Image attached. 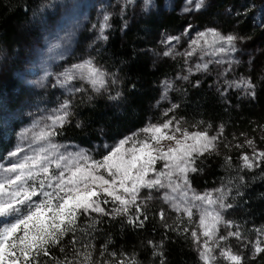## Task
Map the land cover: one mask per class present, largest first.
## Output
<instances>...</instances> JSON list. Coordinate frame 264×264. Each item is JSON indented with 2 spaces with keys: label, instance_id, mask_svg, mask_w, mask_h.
<instances>
[{
  "label": "trees",
  "instance_id": "obj_1",
  "mask_svg": "<svg viewBox=\"0 0 264 264\" xmlns=\"http://www.w3.org/2000/svg\"><path fill=\"white\" fill-rule=\"evenodd\" d=\"M45 1L0 0V48L17 45L20 28ZM234 2L206 0L195 13L160 8L149 14L114 16L105 33L107 39L87 49L88 60L106 76L105 89H83L68 97L66 123L55 128L51 137L58 143L90 149L166 119L173 125L179 121L180 127L189 132L206 131L209 137L218 135L222 125L223 134L215 141V150L196 160L198 171L190 172L188 179L194 189L213 192L218 198L223 195V202L232 205L224 208L223 219L231 222L229 231H239L240 237L228 236L223 243L226 248L242 255L241 264H264V252L255 254L257 241L264 248V158L254 161L259 166L251 169L242 167L241 159L245 154L252 158L254 150L264 152V19L256 26L249 18L233 16L234 10H227ZM190 25L238 37L236 50L231 53L234 61L228 65L229 84L219 87L211 76L191 75L169 93L175 107L165 116L157 108L162 82L179 76L184 64L177 56L151 57L150 50L160 33L176 34ZM242 81L254 87L248 88ZM11 129L0 125V157L13 141L12 134L8 136ZM247 140H252L254 147ZM218 188L224 193H217ZM99 203L106 212H111L114 205L101 199ZM138 205L143 213L140 219L148 217L142 227L138 222H127L129 217L140 215L134 206L129 207L127 215H79L74 230L67 231L60 244L44 246L48 256L32 254L29 264L34 260L39 264H116L122 259L125 264L133 259L136 264H160L162 259L164 264H204L195 251L191 236L194 229L186 221L156 202ZM160 251L163 256L154 255ZM89 252L91 261L86 262L84 256ZM210 264L232 263L218 258Z\"/></svg>",
  "mask_w": 264,
  "mask_h": 264
},
{
  "label": "rangeland",
  "instance_id": "obj_2",
  "mask_svg": "<svg viewBox=\"0 0 264 264\" xmlns=\"http://www.w3.org/2000/svg\"><path fill=\"white\" fill-rule=\"evenodd\" d=\"M205 2L206 0H204ZM196 3L197 0H131V2L129 0H46L34 10L29 22L21 27L20 32L17 33V45L12 49L0 48V125L1 127L13 128L8 134V136L12 134L11 139L13 140L9 151L0 157V182L5 177L11 178L16 175V173H6L3 169L9 168L11 164L18 161L23 162L25 156H36L39 154L40 157H48L50 172L58 174L60 171H64V179L67 180L71 176L72 171H75L77 162L85 168L90 167L93 161L103 162V158L119 146L121 141L127 140L128 142L117 153L116 158L120 156L125 159L130 158L132 152L127 151V149H131L133 142L139 140H147L152 144L153 148L164 152L170 147L175 148L177 146L175 140L160 139L159 143H157L151 139L154 133L142 131L153 124L161 125L168 119L160 123L150 122L139 131L130 133L110 143L102 142L90 149L78 146L75 143H58L51 136L46 140H38L37 135L41 132H51L60 126L59 124L53 125L52 121L57 115H63L62 105L67 103L68 97L77 95L83 89L95 92L105 89L107 85L105 74L103 77L105 84L103 87L97 85L96 87L99 88L97 91L86 78V71L78 72L74 69L75 65L91 61L87 58V49L104 41L101 38L100 29L105 24V15L109 19L107 21L108 26L104 28L103 36L108 30L111 19L116 15L122 18L128 14L137 16L138 14L156 12L160 8L167 12L176 11L179 14L195 13L198 11L195 7ZM234 3L227 10L228 12L234 10L233 16L249 18L252 20V24L256 26L262 23L264 19V0H235ZM186 8L188 9L187 11L185 10ZM208 29L214 28L205 27L200 29L198 25H190L176 34L160 33L156 42L153 43L155 46L150 50L151 57L157 59L177 56L183 60L184 64V71L179 76L162 82L157 108L165 116L174 108V103L171 101L169 93L177 84L180 85L187 80L184 77L188 78L191 75L211 76L214 78L216 86L226 87L229 84L230 67L228 65L234 61L231 54L233 52L228 54L216 53L215 50L221 45L213 42V37L210 33L205 38H199L198 34L206 32ZM217 31L225 35L220 30ZM81 37L82 40L80 41ZM173 37L178 39H170ZM193 40H198V45L192 44ZM166 52L169 55H165ZM188 53L192 54L188 55ZM204 64L208 65L207 69L200 68L198 70L197 66ZM66 73H74L76 78L67 84H62L61 82L64 80V74ZM76 89H79V91H76ZM174 126L171 131H164L172 134L175 131ZM176 137L177 139H182L181 133H176ZM187 143L191 144L193 141L188 140ZM18 147L22 151L16 157L10 156L9 153L16 151ZM136 147H139L138 143ZM40 149H45V151L38 152ZM160 154L161 152L159 151L153 152L155 157ZM61 155L69 157V160L59 161L61 168H57V157ZM81 157H86L87 159H81ZM165 163H170V161L157 159L153 165L156 171H150L146 179L154 178L161 170L168 172L169 169L163 168ZM65 164L69 166L65 167ZM24 171L26 177L29 171L36 177L35 180H28V184L38 186L39 182L43 181L46 185V191H55L54 188L47 187L49 183L48 177L40 173L38 166L33 167L31 161H28V168ZM94 172L97 175H103L105 179H111L103 168H96ZM161 179L165 184L169 183L167 177H161ZM173 181L177 184L182 183L175 175L173 176ZM52 183L55 184V180ZM126 186L131 187V182H127ZM7 187L9 193L15 190V186ZM116 187L117 195L130 198L128 194L124 193L123 189L119 188V180H117ZM96 191L98 196L92 197L93 200L99 202V199L103 201L107 199L109 202H113L112 197L107 196L99 187H96ZM185 191H187L186 196L184 195ZM193 193L197 195L211 193L213 198H218L213 192L199 191L193 187L190 190L180 188L175 192L169 188H160L158 190L141 189L136 204L156 202L167 211L179 216L182 221H186V224L197 232L201 242H203L208 240V237L202 236V232L205 229L199 225L202 212L205 210L219 211L223 218L225 212L224 208H220L218 204L209 206L202 201L193 200ZM165 194L172 197V199L166 202ZM4 198L6 199L7 196ZM37 199V197H33V200ZM39 199H43V197ZM173 204H178L179 210H175L172 207ZM100 206L102 207L101 204ZM118 206L119 202H115L112 209ZM186 208H191V217L185 212ZM89 213L95 212L89 211ZM48 215H51V213ZM211 223V219L208 218L206 225H211ZM216 229L215 237L209 241V247L213 250L212 254L217 256V259L232 263L219 256L221 248L227 249L225 244H223L225 240L219 242L220 248L216 247V241L220 236L228 237L230 226L223 219L222 222L216 225ZM18 235H22V231ZM194 246L198 254L196 245L194 244ZM6 259L10 260L7 257ZM212 262L210 261V263ZM21 264H24L22 258ZM27 264H29V261Z\"/></svg>",
  "mask_w": 264,
  "mask_h": 264
},
{
  "label": "snow or ice",
  "instance_id": "obj_3",
  "mask_svg": "<svg viewBox=\"0 0 264 264\" xmlns=\"http://www.w3.org/2000/svg\"><path fill=\"white\" fill-rule=\"evenodd\" d=\"M131 2V0H129ZM204 6V0H197L195 5L196 9L199 10ZM188 10L187 8L185 9ZM109 17L105 15V24L101 26V38L107 39L103 36L104 28L107 27V21ZM213 37L214 43H219L221 46L215 50L216 53L228 54L234 52L235 42L238 39L237 36L229 34L222 35L215 29H208L206 32H201L198 34L199 38H205L208 34ZM178 39V38H170ZM198 40H193L192 44L198 45ZM207 43V41H206ZM192 53H188L191 55ZM165 55H169L168 52ZM219 63V61H217ZM207 64L202 66L198 65V70L203 68L207 69ZM74 69L78 72H87L86 78L89 80L91 85L98 91L99 87H103L105 84L104 73L95 67L91 61H87L81 65H75ZM74 73L64 74V80L62 84H67L71 80L75 79ZM187 79V77H184ZM248 88H253L250 82H241ZM239 87L240 85H236ZM79 91V89H76ZM254 95V93H251ZM119 96V93H117ZM112 99H115L113 97ZM175 107V106H174ZM68 104L62 105L63 115H57L52 123L53 125L59 124L63 126L66 123V118L68 116L67 112ZM175 131L172 134L164 130H169L173 128V121L168 120L161 125H150L144 128L142 131L145 133H154L151 136L152 140L159 143L160 139L175 140L176 147L168 148L166 152L153 148L147 140H139L133 142L131 149L127 151L132 152L130 158L125 159L123 156L117 157V153L121 151L124 144L128 141H121L120 145L113 149L108 156L103 158V162L93 161L90 167L80 166L77 162L75 171H72L70 177L67 180L64 179V171H60L58 174H53L50 172L48 166V157H40L39 154L36 156H25L23 162H16L11 164L7 169H3L6 173H16L14 177H5L2 182H0V264H21V258L24 264L29 261L30 255L35 256L49 255V251L45 248V245L51 244L56 246L60 244L61 239L69 230H74L77 217L79 215L87 216L89 211L100 213L102 215H127L130 206H134L136 211L140 213L135 219L129 217V224L139 223V226H143L144 220L148 217L144 216V219H140L143 215L140 209V205L136 204L139 198V193L141 189H160L169 188L171 191L175 192L180 188L191 189V184L188 179V173H195L198 171L196 160L200 156H203L206 152H211L215 150L218 136L223 134V126H220L218 135L208 136L206 131H194L189 132L188 129H182L179 125V121L175 124ZM176 133H181L182 139H177ZM55 131L51 132H41L37 135L38 140H46L50 136L54 135ZM23 138V137H22ZM188 140H192L193 143H187ZM139 147H136V144ZM246 143L250 147L253 146L252 140H247ZM54 147V146H53ZM239 147V146H238ZM22 151L19 147L16 151L9 153L10 156L16 157L18 153ZM39 151H45V149H40ZM161 152L158 157L153 156V152ZM195 154V155H194ZM264 158V152L253 151L252 158L248 155H242L243 160L242 167L251 169L254 166L258 167L259 163L254 165V161H259ZM81 159H87L86 157H81ZM157 159L167 160L170 163H165L163 168L169 169L168 172L159 171L154 178L146 179L150 171L155 172L156 169L153 165L156 163ZM230 157L226 160L230 161ZM69 157L61 155L57 157L56 167L61 168L59 161H68ZM28 161L32 162L33 167H39L40 173H43L49 179L47 184L48 188H54L55 191H46L45 183L40 181L38 186L28 184V180H35L36 177L31 171L27 172V177L25 174V169L28 168ZM68 167V164L64 165ZM96 168H103L111 179H105L103 175H97L94 172ZM176 176L182 183L177 184L173 181V176ZM161 177H167L169 183L165 184ZM241 179H243L241 177ZM55 180V184L52 181ZM117 180H119V188L123 189L124 193L128 194L130 198H125L124 196L117 195ZM131 182V187L126 186L127 182ZM7 186H15V190L11 193L8 192ZM107 186V187H105ZM96 187H99L107 196L112 197L113 203L119 202V206L112 209L111 212H106L100 203L93 200L92 197L98 196ZM217 193H224L223 188H218L215 190ZM63 193V195H61ZM184 195H187L185 191ZM7 196L5 199L4 197ZM33 197H37V200H33ZM43 197V199H39ZM172 199V197L165 194L166 202ZM193 200H199L207 205L218 204L220 208H230L231 204H225L223 202V195L220 198H213L211 193H206L204 195H197L193 193ZM109 201L105 199L103 203L107 204ZM172 207L175 210H179L178 204H173ZM198 207V206H197ZM185 212L189 217L192 215L191 208H186ZM51 213V215H48ZM160 218L164 219V213H160ZM210 218L211 225H206V220ZM59 221V223H57ZM223 221L219 211H203L200 219L199 225L205 230L202 232V236L208 237V240L201 242L200 237L197 232L193 230L191 236L193 237V243L196 245L198 251L199 259L204 262V264H210V261L217 259V256L213 255L212 248L209 247V241L212 240L216 235V225ZM231 226V222H227ZM165 227H168L165 225ZM22 235H18L21 233ZM187 231V229H184ZM257 231H261L257 229ZM228 236L240 237L239 231L229 232ZM227 236H220L216 241V247L220 248V241L226 240ZM73 240V244H75ZM152 244V241H149ZM63 251V248H61ZM264 252V248L259 246V241L255 245V254ZM19 253V255H17ZM79 255V253H75ZM103 255V253H101ZM115 255L114 253L112 254ZM154 255L163 256V252H154ZM92 254L89 252L84 256V260L91 261ZM219 256L232 262V264H241L243 259L242 255L233 254L231 248H221ZM10 258L9 259H6ZM255 259V255L251 257ZM33 264H39L37 261H33ZM63 264V262H59ZM71 264V262H69ZM106 264V262H105ZM116 264H125V260H119ZM130 264H136L133 259ZM160 264H164V260L160 261Z\"/></svg>",
  "mask_w": 264,
  "mask_h": 264
}]
</instances>
